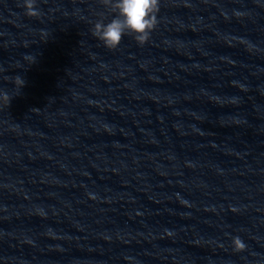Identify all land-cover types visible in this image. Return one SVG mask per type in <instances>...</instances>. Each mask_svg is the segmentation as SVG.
I'll return each mask as SVG.
<instances>
[{
  "label": "clouds",
  "instance_id": "9594fccd",
  "mask_svg": "<svg viewBox=\"0 0 264 264\" xmlns=\"http://www.w3.org/2000/svg\"><path fill=\"white\" fill-rule=\"evenodd\" d=\"M100 3L113 14V18L107 23L104 22V18L97 20L91 31L92 35L101 41L105 48L117 49L125 35L132 36L140 46L149 42L151 33L159 23L157 14L160 10L161 0H100ZM20 6L25 9L27 17L41 15L37 7V0H23ZM29 58L33 63L35 58L25 57V59ZM13 83L17 89H20L25 81L17 75L13 78ZM10 100L11 97L6 92L0 93V103L8 106ZM233 102L236 101L233 100ZM232 246L236 252H243L246 249L245 242L239 236L232 238Z\"/></svg>",
  "mask_w": 264,
  "mask_h": 264
}]
</instances>
